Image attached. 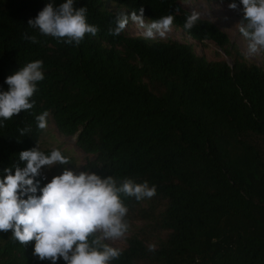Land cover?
Here are the masks:
<instances>
[{
    "label": "trees",
    "instance_id": "1",
    "mask_svg": "<svg viewBox=\"0 0 264 264\" xmlns=\"http://www.w3.org/2000/svg\"><path fill=\"white\" fill-rule=\"evenodd\" d=\"M109 1L138 14L143 8L149 22L174 15L172 27L199 46L212 42L232 65L208 62L190 43L110 35L119 15L104 0H76L99 28L79 46L29 27L49 0H0V89L30 61H43L45 77L31 113L0 128V175L39 143L35 116L47 111L91 157L83 171L157 188L151 199L122 197L130 227L112 264H264V150L253 145L264 140V70L212 22L185 31L191 14L180 0ZM25 32L39 43L24 40ZM33 245L0 233V264H49L33 256Z\"/></svg>",
    "mask_w": 264,
    "mask_h": 264
},
{
    "label": "clouds",
    "instance_id": "2",
    "mask_svg": "<svg viewBox=\"0 0 264 264\" xmlns=\"http://www.w3.org/2000/svg\"><path fill=\"white\" fill-rule=\"evenodd\" d=\"M75 2L62 0L57 5L56 0H49L34 19H29V27L43 36L79 46L86 34L95 36L99 28L88 23L87 8L77 9ZM229 7L233 10L240 7L243 13L246 25L239 26L238 31L248 41L247 55L264 54V0H239L238 4L233 0ZM138 11L139 14L132 12L130 17L119 15L109 34L120 35L129 19L143 30V39L163 38L171 31L174 15L146 22L143 8ZM199 20L200 13L193 11L186 17L185 31H190ZM22 38L39 43L36 36L27 32ZM44 78L42 60L30 61L5 78L8 87L0 89V128L21 112L31 113L38 83ZM48 116L47 111L35 116L37 129L47 128ZM29 131L21 129L20 134ZM18 160L20 164L4 168L0 175V233L10 231L11 238L24 246L34 241L33 256L49 264H58L61 258L65 264H112L122 251L109 242L124 238L130 227L126 219L128 207L122 197L141 201L153 198L157 192L156 186L147 181L102 178L88 170L77 174L67 169L41 188L37 178L42 168L66 165L69 156L59 148L45 152L37 142L35 147L19 152ZM149 250H154V246Z\"/></svg>",
    "mask_w": 264,
    "mask_h": 264
},
{
    "label": "rangeland",
    "instance_id": "3",
    "mask_svg": "<svg viewBox=\"0 0 264 264\" xmlns=\"http://www.w3.org/2000/svg\"><path fill=\"white\" fill-rule=\"evenodd\" d=\"M106 8L114 14L117 15H127L130 17L132 12L128 11L123 5L118 3L110 2L109 0H104ZM233 0H180L179 5L187 12L192 14L193 11L200 13V19L212 22L221 31L227 34L230 41L245 55L248 61L255 63L258 67L264 70V54L248 56L247 55V43L239 33L238 28L241 25H246L243 21V13L238 7L233 10L229 7V4ZM238 4L239 0H235ZM138 14V13H137ZM146 20V19H145ZM146 22H149L146 20ZM126 37H144L143 30L139 28L129 19V24L123 31ZM145 38V37H144ZM157 41H176L181 44L190 43L194 46V50L199 57H203L208 62L224 61L228 65H232L230 58L226 57L224 53L218 49L216 45L212 42H206L204 46H199L196 42L187 38L182 31L172 27L165 37L161 38L157 36L155 39ZM253 145L258 146L264 150V140H258L254 142ZM39 147L41 150H52L54 148H59L62 152L69 156L73 161L71 166H62L56 164L51 168L44 167L41 170V176L49 182L52 177L61 175L65 169L72 170L74 173H79L82 170L83 165L86 163L87 157L77 146L74 138L66 137L61 135L57 129L54 127L52 120L48 121V126L43 130V134L39 139ZM228 147L236 155H240L241 149L238 146L229 144ZM125 238L117 241H110L114 247H118L124 250L127 246Z\"/></svg>",
    "mask_w": 264,
    "mask_h": 264
}]
</instances>
